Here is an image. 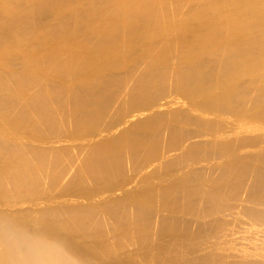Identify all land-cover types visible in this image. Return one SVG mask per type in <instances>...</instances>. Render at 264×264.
Returning a JSON list of instances; mask_svg holds the SVG:
<instances>
[{
  "label": "bare ground",
  "instance_id": "1",
  "mask_svg": "<svg viewBox=\"0 0 264 264\" xmlns=\"http://www.w3.org/2000/svg\"><path fill=\"white\" fill-rule=\"evenodd\" d=\"M0 264H264V0H0Z\"/></svg>",
  "mask_w": 264,
  "mask_h": 264
}]
</instances>
